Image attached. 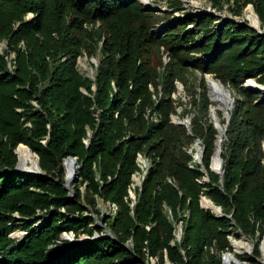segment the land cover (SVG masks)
Instances as JSON below:
<instances>
[{"label": "trees", "instance_id": "16d2710c", "mask_svg": "<svg viewBox=\"0 0 264 264\" xmlns=\"http://www.w3.org/2000/svg\"><path fill=\"white\" fill-rule=\"evenodd\" d=\"M209 1L218 14L254 12L264 30V0ZM2 43L0 264H223L236 232L264 235V95L243 88L264 86V34L209 13L176 19L140 0H0ZM83 57L99 62L94 80L79 72ZM206 76L235 99L223 176L211 171L219 130ZM178 85L189 105L173 99ZM189 115L192 135L173 122ZM20 147L44 176L15 173ZM138 154L152 168L133 201ZM69 158L79 165L75 197Z\"/></svg>", "mask_w": 264, "mask_h": 264}, {"label": "rangeland", "instance_id": "374dc122", "mask_svg": "<svg viewBox=\"0 0 264 264\" xmlns=\"http://www.w3.org/2000/svg\"><path fill=\"white\" fill-rule=\"evenodd\" d=\"M172 1H180V0H140V2L145 7L150 8L151 10L155 11L156 13H162V14L163 13H167V14H170V15L174 14V18H176V19H183L185 17H198L202 13H209V14H213L215 16H219L224 21L225 20H227V21L232 20L234 22L243 24L245 26L246 25L247 26L251 25V22L249 20V15L251 14V12L248 13L247 15L245 14L246 16L244 15V17H234L228 11H224L223 13L218 14L215 10H213L212 5H211L209 0H197V1L181 0V2L183 3V7H182L183 10L180 11V12H177L176 6H174L172 4ZM183 1H186L188 3H185ZM190 3H192V4H190ZM161 27H157L155 29V32L158 33V31L160 30ZM252 29L256 30L257 32H259L261 34H264V30L262 31L261 29L258 30V29H255V28H252ZM0 50L2 52H4V50H5L4 43L0 44ZM98 65H99L98 60L88 59L87 57H83V58H81L79 60L78 69H79L80 74L83 77L88 78L90 80H94L95 76H96V68L98 67ZM178 87H179V92L173 95V99L177 100V101H179L181 99L184 102L185 106L189 105L190 99L188 98V95H187L186 91L184 90V87L182 85H178ZM226 89H229V88H226ZM209 95H210V99H211L210 89H209ZM211 102L213 103V106H211V108H210L209 118L214 123L212 115H213V112L215 111L216 117L218 119V122L220 123L222 128H224L225 125H223L222 122L226 121L225 114H226L227 111L225 109H223V108L219 109V107L212 101V99H211ZM184 107H180L178 109L180 115L183 113ZM217 113L222 114L221 118L218 116ZM173 120H174V122H180V121L193 122L192 115H189V116H187L184 119L182 117H180V116H174ZM214 125H215V123H214ZM219 141H220V135L218 137L217 143H219ZM200 146H201V151L198 152L197 150H195V155L198 153L200 158H202L204 156L205 149H204L203 144L200 145ZM19 151H20V149L18 150V153H17L18 154V158H19ZM216 152H217V150H216ZM63 169H64V172L66 173V182H67L68 178H69V180H71L74 177V174L71 177H69L68 170L65 167V163H64ZM22 171H24V170H22ZM203 171L205 172L204 169H203ZM215 174H217V173H215ZM217 175H219V174H217ZM204 181L208 182L207 177L204 179ZM77 182H79V180L77 178H75L71 182L70 186L76 184ZM70 190H71V193L73 194V196L75 197V191L73 189H71V188H70ZM81 190H83V188H81ZM100 207L103 210V212H105V213L108 212L106 207H105V205L103 203L100 204ZM97 223H99V222H97ZM97 225L99 227H103V225H100V224H97ZM179 230H180V228H179ZM68 236L71 237V235H68ZM179 236H180V233H179ZM64 238H65V236H64ZM83 239L87 240V237H83ZM232 239L235 240V242H239V241L245 240V241L249 242L250 244H252L254 246L253 250L250 253H245V254H241V255L237 254L236 255L237 259L242 264H264V262H263V253H262V249H261L262 248L261 245H262V242H263V239H264V235L261 237V239H259V237L256 238V239H253L252 237L244 236L240 232H236L234 237H232ZM259 241H260V243L258 244ZM56 248L57 247H55L54 249H56ZM248 258L251 259V260H247ZM149 262H150V264H157V260L156 259H151ZM165 264H170V263L166 262Z\"/></svg>", "mask_w": 264, "mask_h": 264}, {"label": "bare ground", "instance_id": "6f19581e", "mask_svg": "<svg viewBox=\"0 0 264 264\" xmlns=\"http://www.w3.org/2000/svg\"><path fill=\"white\" fill-rule=\"evenodd\" d=\"M194 5V4H193ZM249 20L251 25L260 30L262 25L254 12H251L249 15ZM208 86L211 93L212 101L220 108L225 109L226 111H230V107L233 105L231 98L227 93V89L218 81H216L213 77L208 78ZM253 87H256L255 84H252ZM222 137H220L219 146L217 152L213 158L212 168L215 173L221 172V161H220V150L223 148L224 142L221 141ZM26 147H20L19 151V169L24 170L27 173H39V161L35 155L31 153V151ZM65 167L68 170V175L71 177L76 173V167L71 161H65ZM23 171V172H24ZM69 179V178H68ZM206 206L208 208H213L211 203H207ZM235 242V240H234ZM262 253H263V262H264V239L261 245ZM254 246L249 242L242 240L234 243V253H229L226 257V264H242L237 259V254H245L250 253L253 250Z\"/></svg>", "mask_w": 264, "mask_h": 264}, {"label": "water", "instance_id": "95a60500", "mask_svg": "<svg viewBox=\"0 0 264 264\" xmlns=\"http://www.w3.org/2000/svg\"><path fill=\"white\" fill-rule=\"evenodd\" d=\"M180 1H181V0H180ZM183 2L188 3V2H186V1H183ZM190 4H192V3H190ZM257 17H258V16H257ZM258 19H259V21H260V23H261V20H260L259 17H258ZM261 25H262V23H261ZM249 27L254 28L252 25H249ZM255 29H256V28H255ZM209 77H210V76H206V82H207V84H208V78H209ZM211 77H212V76H211ZM252 84H255L256 87H253ZM222 85H223V84H222ZM223 86H224V85H223ZM243 88H247V89L253 90V91L257 92V93H260L261 95H264V86H260V85H258V84H257L255 81H253V80L248 81V82L243 86ZM95 90H96V88H95ZM227 93H228V95H229V97L231 98V101H232V103H233V105H232V106L230 107V109H229L230 111H232L233 108H234L235 99L233 98V94L231 93V90L227 89ZM230 111H227L226 114H225V117H226V121H227V123H226V125L224 126V128H222V126H221L220 123L218 122V119H217V117H216V113H215V111L213 112V115H212V116H213L214 123H215V128L219 130V135H220V137H222V140H221V141L224 142V143L227 141L226 133H227V128H228L229 122H230V120H231V114H230ZM174 123H175L176 125L186 127V128L188 129V131H189V135H192V127H191L192 122H188V121H180V122H174ZM200 145H202V142H201L200 140H197L196 143H195V145H194V149L197 150L198 152L201 151V146H200ZM216 145H217V148H218L219 143H217ZM26 148H28V147H26ZM28 149H29V148H28ZM29 150L31 151V153H32L33 155H35V156L37 157V159H38V161H39V157H38L36 154H34V153L32 152L31 149H29ZM222 154H223V148H222V150H220V153H219V155H220V161H221V172H220V173H217V174H219L220 176H223V173H224V171H223V159H222ZM195 159H197V161H198L199 164H201V165L203 164V157L200 158V156H199L198 153L195 155ZM66 161H71V162L75 165V167H76V173L74 174V177H73L71 180L68 179L67 182H66V189H67V190H70L71 182H72L75 178L78 177V169H79V165H78V163H77L76 158H69V159H67ZM212 165H213V164H212ZM39 170H40L39 173H27V172H23V171H21V170L19 169V164H18L15 173H19V174H22V175H24V176H29V177H33V178L40 177V176L42 177V176H44V174H43V172H42V170H41V168H40V162H39ZM211 171H212L213 173H215L212 167H211ZM45 179L48 180V178H45ZM208 202L211 203V205H213V208H208V207L206 206V204H207ZM202 208L205 209V210H210V211H212L214 214L217 215V217H222V216H223V214H222V209H221L220 207L215 206V205L213 204V202H211V201H209V200H207V199H205V198L202 200ZM180 233H183V225L180 226ZM106 236H107V237H111V234H110V232H109L108 230L106 231ZM98 237H99V235L96 233L94 238H98ZM180 239H181V236H180ZM232 246H233V245H232ZM233 247H234V246H233Z\"/></svg>", "mask_w": 264, "mask_h": 264}, {"label": "built area", "instance_id": "2783aa9c", "mask_svg": "<svg viewBox=\"0 0 264 264\" xmlns=\"http://www.w3.org/2000/svg\"><path fill=\"white\" fill-rule=\"evenodd\" d=\"M165 62L166 63L169 62L168 58H165ZM173 122H174V120H173ZM195 160H196V162H198L197 159H195ZM137 163H138V166L140 168V171L138 173H136L135 176L133 177V185H132V188L130 190V196H131V199L133 201H136V195H135L136 189L137 188H142L143 182L145 181L146 177L149 174L150 169L152 168L151 162L148 159H146L141 154H138L137 155ZM112 210L115 211V213H116L117 212V207L116 206H113L112 207ZM178 233H180V230H178ZM180 236H182V233H180ZM232 237H234V236H232ZM232 237H229V239L231 241V245L234 246V240L232 239ZM12 238H14V237H12ZM23 238H24V236L22 234H19L17 236V239L19 241L23 240ZM65 239H67L69 241H74L73 240L74 239L73 235H71V237L68 236V235H65ZM233 250H234V247H233ZM227 255H229V253H226V254L223 255V264H226V257H227Z\"/></svg>", "mask_w": 264, "mask_h": 264}]
</instances>
